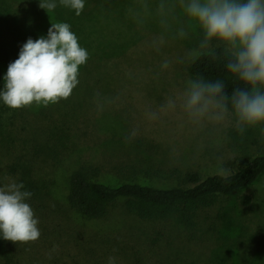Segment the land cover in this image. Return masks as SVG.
I'll return each instance as SVG.
<instances>
[{
  "label": "rangeland",
  "instance_id": "374dc122",
  "mask_svg": "<svg viewBox=\"0 0 264 264\" xmlns=\"http://www.w3.org/2000/svg\"><path fill=\"white\" fill-rule=\"evenodd\" d=\"M98 1V12L104 16L97 17L103 27L98 50L107 74L96 94L88 98L85 92L86 111L71 119V140L77 146L52 161L59 160L52 167L56 200H63L69 176L82 164L98 167V181L111 186L129 181L168 188L175 186L166 179L171 171H193L205 177L219 174L227 161L264 154L261 126L241 135L227 124L194 126L178 107L164 110L168 98L175 99L191 78V61L207 52L196 51L202 34L195 28H188L186 37L178 36L185 19L178 0H163V12L158 8L161 0ZM56 3V9L46 13L39 8V0H0L4 76L27 39L47 38L51 23H67L73 32L75 10L62 6L60 0ZM171 3L176 4L174 13L167 9ZM80 15L87 17L88 9ZM83 36L84 32L77 39L85 49ZM51 106L33 102L18 111L32 116L31 124L39 121L43 131L49 122L39 113ZM15 111L0 100V123L6 124ZM21 121L19 117L16 125H22ZM241 194L251 199L249 205L217 198L189 221L180 214L141 221L117 203L103 219H75L82 232L77 249L66 232L61 239L65 248L53 251L51 258L59 264H109L110 257L112 264H264V175Z\"/></svg>",
  "mask_w": 264,
  "mask_h": 264
},
{
  "label": "trees",
  "instance_id": "16d2710c",
  "mask_svg": "<svg viewBox=\"0 0 264 264\" xmlns=\"http://www.w3.org/2000/svg\"><path fill=\"white\" fill-rule=\"evenodd\" d=\"M100 1L107 3V0ZM84 3L88 15L72 13L75 22L73 33L77 36L84 32L85 39L81 44L89 58L78 71V84L71 94L73 100L71 98L67 103L60 100L40 111L43 114L39 113V116L49 122L43 131V126H38L39 121L31 124L28 119L32 116H22L18 109L6 124L0 123V186L15 180L32 193L27 202L34 211V218L38 219L37 227L41 233L36 241L27 243L7 241L0 235V264H59L51 254L65 248L61 242L64 234H70L71 246L76 249L78 238L82 236L73 221L103 219L117 203H122L126 213L141 221L168 219L177 214L189 221L199 209L214 205L217 198L238 199L247 206L251 199L241 193L264 175V154L227 161L224 163V167L229 169L227 178L219 174L203 177L193 171H171L166 179L173 180L175 186L168 188L129 181L111 186L98 181V167L82 164L69 176L63 200H56L52 196V167L59 160L53 164L52 161L77 146L71 134V119L86 111L83 106L87 108L89 100L85 103V92L88 98L92 92L96 94L100 79L103 80L107 74L98 50L103 39V27H100L101 19L97 17L104 16L98 12V0H89L88 5L84 0ZM224 63V59L214 61L208 52L201 53L191 61L188 72L191 78L200 74L208 79H224L231 90L234 81L227 75ZM3 78L0 69V91H4ZM77 90L83 91V95ZM19 117H22L21 123L24 122L20 126L16 125Z\"/></svg>",
  "mask_w": 264,
  "mask_h": 264
},
{
  "label": "clouds",
  "instance_id": "9594fccd",
  "mask_svg": "<svg viewBox=\"0 0 264 264\" xmlns=\"http://www.w3.org/2000/svg\"><path fill=\"white\" fill-rule=\"evenodd\" d=\"M60 4L77 16L85 7L84 0H60ZM178 4L185 18L178 36L186 37L188 28H195L202 34L196 51L206 50L214 61L224 59L234 84L229 90L224 79L196 74L175 99L168 98L164 110L178 107L198 127L227 124L242 135L261 126L264 133V0H178ZM56 7V0H39L46 13ZM165 7L161 0L159 10ZM175 8V3L167 5L169 13ZM88 58L69 24L51 23L47 38H28L18 59L8 65L0 100L10 109H20L33 102L48 105L67 99L78 84V67ZM219 174L227 178L229 169L221 167ZM24 188L15 180L0 186V235L14 243L36 241L41 235L27 202L32 193ZM112 261L110 257L109 264Z\"/></svg>",
  "mask_w": 264,
  "mask_h": 264
}]
</instances>
